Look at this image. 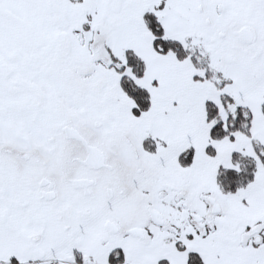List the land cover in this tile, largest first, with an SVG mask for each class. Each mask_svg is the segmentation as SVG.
I'll return each mask as SVG.
<instances>
[{
  "label": "snow or ice",
  "instance_id": "6c2138e0",
  "mask_svg": "<svg viewBox=\"0 0 264 264\" xmlns=\"http://www.w3.org/2000/svg\"><path fill=\"white\" fill-rule=\"evenodd\" d=\"M0 264H264V0H0Z\"/></svg>",
  "mask_w": 264,
  "mask_h": 264
}]
</instances>
